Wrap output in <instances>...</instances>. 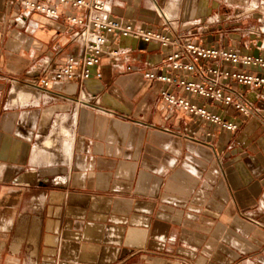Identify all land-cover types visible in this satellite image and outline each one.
Wrapping results in <instances>:
<instances>
[{
    "label": "crops",
    "instance_id": "crops-1",
    "mask_svg": "<svg viewBox=\"0 0 264 264\" xmlns=\"http://www.w3.org/2000/svg\"><path fill=\"white\" fill-rule=\"evenodd\" d=\"M105 1L122 25L264 55V32L245 28L264 0ZM63 13L0 0V264H264V87L231 84L244 116L147 79L193 76L163 65L169 50L121 40L101 78L44 89V64L84 53ZM163 90L237 129L168 110Z\"/></svg>",
    "mask_w": 264,
    "mask_h": 264
},
{
    "label": "built area",
    "instance_id": "built-area-1",
    "mask_svg": "<svg viewBox=\"0 0 264 264\" xmlns=\"http://www.w3.org/2000/svg\"><path fill=\"white\" fill-rule=\"evenodd\" d=\"M20 10L24 14L37 13L50 18H57L64 11L67 25L73 28V40L83 44L82 56H68L63 64L58 66L44 64L41 69L44 75L38 86L45 89L52 82L85 81L90 78H101V73L92 69L101 65L105 55L116 60L122 51L121 40H134L150 45L161 46L170 51L163 65L175 71L192 73L191 79L180 75L171 76L168 73H146V78L163 82L170 87L180 89L185 93L203 97L212 102L233 108L244 116L254 112L251 104L242 94L233 91L231 84L247 86L253 90L264 87V76L252 73L244 68L264 71V55H242L235 49L206 47L193 42L191 37H171L169 34L156 32L132 25H122L119 21L105 16L108 4L105 0H18ZM76 12L82 13V15ZM216 62L215 65L205 66V63ZM227 66L229 68H227ZM242 67L243 69H237ZM200 80V81H197ZM222 80L229 81L223 85ZM161 97L164 105L170 111L189 113L195 118L205 119L213 124L232 131L237 125L215 114L204 106L199 107L189 99H185L169 90H163Z\"/></svg>",
    "mask_w": 264,
    "mask_h": 264
},
{
    "label": "rangeland",
    "instance_id": "rangeland-1",
    "mask_svg": "<svg viewBox=\"0 0 264 264\" xmlns=\"http://www.w3.org/2000/svg\"><path fill=\"white\" fill-rule=\"evenodd\" d=\"M262 8H263V16H264V7ZM250 27H252L253 28L252 30L254 31L260 30L264 32V22L259 23L258 21L257 22L252 21L251 24L247 25L245 28L249 29Z\"/></svg>",
    "mask_w": 264,
    "mask_h": 264
},
{
    "label": "bare ground",
    "instance_id": "bare-ground-1",
    "mask_svg": "<svg viewBox=\"0 0 264 264\" xmlns=\"http://www.w3.org/2000/svg\"><path fill=\"white\" fill-rule=\"evenodd\" d=\"M44 143H45V142H44ZM49 144H51V143H49ZM49 144H48V145H49ZM52 146H53V145H52ZM46 147H47V146H46ZM46 147H45V148H46ZM42 150H43V149H42ZM40 151H41V150H40ZM38 155H39V154H38Z\"/></svg>",
    "mask_w": 264,
    "mask_h": 264
}]
</instances>
